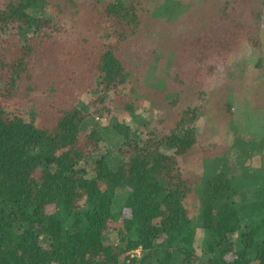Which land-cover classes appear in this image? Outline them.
Instances as JSON below:
<instances>
[{
    "label": "trees",
    "instance_id": "16d2710c",
    "mask_svg": "<svg viewBox=\"0 0 264 264\" xmlns=\"http://www.w3.org/2000/svg\"><path fill=\"white\" fill-rule=\"evenodd\" d=\"M241 23L239 0H0V264H264V176L237 183L227 147L202 143L207 100L239 96L264 34ZM124 54L157 81L140 65L123 95Z\"/></svg>",
    "mask_w": 264,
    "mask_h": 264
},
{
    "label": "rangeland",
    "instance_id": "374dc122",
    "mask_svg": "<svg viewBox=\"0 0 264 264\" xmlns=\"http://www.w3.org/2000/svg\"><path fill=\"white\" fill-rule=\"evenodd\" d=\"M261 10H264V0H239V23H257L259 21L260 25L263 24L264 17ZM201 15L203 16L204 12ZM200 37L205 38V36ZM145 39L149 40L150 46L154 48L156 53H159L162 56L165 55V53L162 52L165 49H161L160 42L158 41L159 38H154V40L152 38ZM57 44L59 45L60 42H57ZM74 45L75 40L73 38H64V42L60 47V53H65V56L68 57L74 50ZM218 47L220 49L223 48L222 44ZM52 49L53 47L51 50ZM35 57L37 60L39 59V61L44 62L46 54H43L42 56L36 55ZM123 57L124 59L122 60L128 65L129 68H127L131 70L130 78L125 83L124 87L120 88L123 95L129 93L131 94L135 91L130 87L134 84V77H136L135 72H138L140 65H144L145 68L147 67L148 69L149 64L150 68L148 69L147 80L152 83L157 81L154 77V73L157 71L159 66L158 64H154L149 57L142 56L141 59H138L133 55L134 61L128 59L127 54H124ZM241 61L246 64V67L241 70L242 72L244 71V74L242 77L240 76V83H242V87L239 91V96L237 94L238 88L232 86L222 87V90L220 91L223 93L224 98H215V96H210L206 104L207 107L210 108V112L207 113V108L204 106L203 114L201 115L202 117L200 120L205 124L204 127L206 126V132H212V137L210 138L211 140L202 141L204 148L212 150L215 149L216 152L219 153L222 149L227 147L228 152L226 154V158L229 159L233 165L237 163L234 167L235 175H233L235 180L237 183H246V180L247 182L251 181V174L254 172L264 176V145L260 144V141L264 136V93L262 91L263 88L257 85L260 80L255 77L254 70V64L256 61H259V64L264 62V34L262 38L250 41L247 52L241 56L240 62ZM90 66H92L91 63L86 64L85 68H89ZM245 70L247 71L245 72ZM182 78L189 80L188 76L185 77L183 73H181L180 76V79ZM30 95L37 96L38 93L33 91ZM74 95L80 94L77 90H74ZM83 99V95H80V100ZM50 103L52 102L50 101ZM155 103L156 101L154 96L150 99L143 98L142 101H138V105H141L142 108H152L155 106ZM226 103H228V112H231L228 116L226 108H224ZM109 107L112 108V106ZM221 108L222 112L218 118L215 119ZM10 109L9 105H7L6 110L10 112ZM108 116L109 112L105 113L104 117L95 118V120L101 122L102 124H106ZM128 117L129 115H126L125 118L128 120ZM216 122L218 123L217 125ZM223 122L228 123L222 124ZM220 124L222 126L220 127L222 128V131L217 130ZM90 126L91 124L89 122L84 123V130L87 132L90 129ZM111 138H113V136ZM100 146L103 151L108 149L113 150L111 144L104 140L100 141ZM111 156L115 157L113 154H111ZM183 168V170H200L196 168L194 164L184 165ZM245 168L248 169L247 174H243L242 172Z\"/></svg>",
    "mask_w": 264,
    "mask_h": 264
}]
</instances>
